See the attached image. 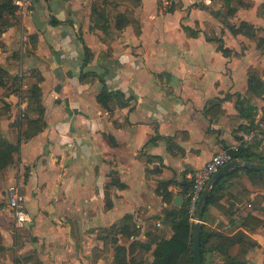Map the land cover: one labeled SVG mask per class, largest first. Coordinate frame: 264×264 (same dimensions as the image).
Wrapping results in <instances>:
<instances>
[{"label":"crops","instance_id":"0c3cea01","mask_svg":"<svg viewBox=\"0 0 264 264\" xmlns=\"http://www.w3.org/2000/svg\"><path fill=\"white\" fill-rule=\"evenodd\" d=\"M241 1L233 15L220 0H33L30 15L13 13L0 67L38 84L44 124L24 139L17 98L2 96L0 138L17 152L0 171V264H112L114 248L131 244L140 248L130 257L152 261L190 175L264 109V87L248 91L250 78L264 86V0ZM241 23L251 29L237 31ZM241 148L235 160L264 164V141ZM216 182L202 262L264 264V172L232 167ZM11 185L30 216L19 228ZM126 216L138 231L128 238Z\"/></svg>","mask_w":264,"mask_h":264},{"label":"trees","instance_id":"16d2710c","mask_svg":"<svg viewBox=\"0 0 264 264\" xmlns=\"http://www.w3.org/2000/svg\"><path fill=\"white\" fill-rule=\"evenodd\" d=\"M222 1L224 7L228 10V15H233L236 11L237 7H244L247 5L244 4L241 0H220ZM233 3V7L231 6ZM14 8L11 4V0H0V33H2L6 27L12 25L9 23L8 19L13 17ZM7 18V20H6ZM251 29L250 25L246 23L240 24V29L237 31L240 32H248ZM236 31V32H237ZM264 49L263 46H261ZM85 57L83 60V67L88 63L89 52L85 48ZM93 76V74L86 73L84 75ZM81 74V77H84ZM11 76L0 67V86L3 85V80L10 78ZM38 83L40 79H37ZM100 82L104 85L103 81ZM263 84L260 80L256 78H250L248 81V91L250 93L257 94L259 91L263 89ZM103 90L105 87L103 86ZM29 106L27 109V115L25 118L26 122V130L23 133L24 139H29L30 137L36 135L41 131L43 127V111L41 107L40 101V89L37 83H34L30 86L29 89ZM105 92V91H104ZM110 94V93H109ZM99 103L105 108L107 107L108 100L103 97L99 98ZM38 115L37 118H30V115ZM243 148V147H242ZM242 148H240L239 152L235 155V159H243L245 155L242 154ZM17 152V147L11 144L6 143L3 139L0 138V171L6 168L8 165L12 164L14 161V154ZM246 160H248V156H246ZM219 181V180H218ZM219 187V183L216 182L212 190L207 196L206 204L204 209L214 201L215 193L217 192ZM190 190V187H189ZM163 197L165 200L171 197L169 192H164ZM164 221L171 224V228L173 231V235L169 239H162L155 244V247L152 251V261L150 263L145 262L142 256L137 255L135 257H130L131 252L135 251L136 247L131 244L129 248H125L124 246H117L114 248V257L112 264H193V231L194 224H190L187 217L186 212V203L182 206L178 211H166L164 214ZM249 220H253L252 218H248L246 222ZM246 225H248L246 223ZM121 233L124 237L135 236L137 234V229L135 225L131 222V217H124L121 221ZM208 237L207 232H205L202 226L199 228V241H200V262H202V254L204 251V243ZM227 244H232L233 239L224 238V241ZM246 243L248 241L246 240ZM250 244V243H249ZM222 264H243L242 262H238L235 258L226 256V261Z\"/></svg>","mask_w":264,"mask_h":264},{"label":"built area","instance_id":"2783aa9c","mask_svg":"<svg viewBox=\"0 0 264 264\" xmlns=\"http://www.w3.org/2000/svg\"><path fill=\"white\" fill-rule=\"evenodd\" d=\"M33 0H11L13 13L26 16L32 13ZM209 4L210 0H202ZM18 115L22 118L26 111V100L18 99ZM264 141V109L259 113L254 126L240 132L238 140L226 148L214 153L203 167L196 169L190 175V190L187 195L186 212L190 224L196 223V210L201 194L211 177L223 166L235 160V155L246 143ZM6 206L12 214L14 226L23 227L30 222V216L24 207V198L17 185H11L5 190ZM160 224H157L158 227Z\"/></svg>","mask_w":264,"mask_h":264},{"label":"water","instance_id":"95a60500","mask_svg":"<svg viewBox=\"0 0 264 264\" xmlns=\"http://www.w3.org/2000/svg\"><path fill=\"white\" fill-rule=\"evenodd\" d=\"M232 167H238L243 168L250 171H263L264 172V164H255L252 162H248L245 160H235L230 162L229 164L223 166L217 173H215L211 179L207 182L206 186L204 187V190L201 194L200 200L197 205L196 210V223L194 224V231H193V264H201L200 262V241H199V227L200 222L202 219V214L204 211V207L206 204L207 196L210 193L213 185L217 181V179L221 176L222 173H224L226 170L232 168ZM179 198H175L174 204H179L180 202Z\"/></svg>","mask_w":264,"mask_h":264},{"label":"rangeland","instance_id":"374dc122","mask_svg":"<svg viewBox=\"0 0 264 264\" xmlns=\"http://www.w3.org/2000/svg\"><path fill=\"white\" fill-rule=\"evenodd\" d=\"M17 19H19L18 16H17ZM17 19H15V18L13 20L11 19V21H8V22L12 23V24L19 23V21H17ZM6 20H7V18H6ZM16 65H18V63ZM16 76H17L16 78L10 77V78L4 79L2 81L3 83H5V85L3 84V88L0 89V104L1 103H3L4 105L6 104V103H4L6 101H2L1 98L5 93H9V95L12 94L15 98H17V100L19 98L25 99L26 103L28 104L27 106H29V99L28 98H29V94H30L29 89H30L31 85L29 83L27 84V81L22 80L21 72H19ZM24 85H25V88H24ZM6 106L7 105H5L4 108L0 107L1 108L0 111L2 112V110H6ZM6 111L4 112L5 114H7ZM27 112L28 111L26 109V112H24L21 119L25 118V115H27ZM0 116H1V113H0Z\"/></svg>","mask_w":264,"mask_h":264}]
</instances>
